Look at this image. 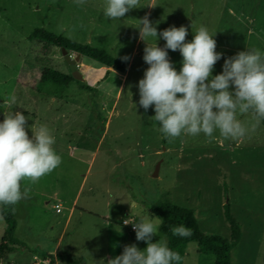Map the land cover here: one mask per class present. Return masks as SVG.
I'll return each mask as SVG.
<instances>
[{"label": "rangeland", "instance_id": "obj_1", "mask_svg": "<svg viewBox=\"0 0 264 264\" xmlns=\"http://www.w3.org/2000/svg\"><path fill=\"white\" fill-rule=\"evenodd\" d=\"M104 3L0 0V104L15 95L16 103L7 110L22 112L29 126L46 125L62 157L37 183L22 181V190L27 185L30 193L15 205L14 213L15 235L23 245L0 257V264H30L34 255L42 258L57 251L83 257L86 264H107L105 258L122 254L125 245L143 250L146 242L137 241L135 231L120 221L130 217L138 222L147 212L157 217L151 205L163 200L193 209L203 233L228 240L224 205L229 203L240 228L230 264H264V123L239 141H225L218 133L211 140L203 134L165 138L159 123L149 119L154 106L145 111L139 105L138 83L149 65L136 28L148 15L158 32L172 25L187 27L186 40L191 41V25L206 26L216 33V51L223 53L214 66L215 76L225 59L247 47L264 52V0H140V8L117 20L104 16ZM37 27L66 37L71 32V39L121 60L129 56L127 69L120 73L80 55L82 80L41 81L45 67L71 71L61 48L28 38ZM157 43L164 47L166 41L160 38ZM168 54L179 71L180 52L169 49ZM3 112L0 108V122ZM238 118L250 121L251 114ZM27 130L31 136V127ZM4 227L0 215V239ZM159 239L156 235L153 242ZM213 261V254L200 252L190 242L181 264ZM50 264L68 263L58 259Z\"/></svg>", "mask_w": 264, "mask_h": 264}, {"label": "clouds", "instance_id": "obj_2", "mask_svg": "<svg viewBox=\"0 0 264 264\" xmlns=\"http://www.w3.org/2000/svg\"><path fill=\"white\" fill-rule=\"evenodd\" d=\"M76 3L83 5L85 0ZM140 7V0H105L104 16L122 19ZM138 21L139 39L146 44L143 60L149 65L138 83L139 105L145 111L154 106L155 115L149 119L159 123L165 138L203 134L211 140L218 133L225 141H239L259 127L264 120V52L247 47L225 59L222 72L213 76L214 66L223 57L216 51V33H210L204 25L197 29L192 24L194 38L187 41L185 26L172 25L158 32L148 15ZM67 38H72L71 32ZM160 38L166 41L164 47L157 43ZM169 49L178 50L183 58L179 71L169 58ZM15 103V95H10L0 104L4 109L0 122V206L5 207L29 197L30 188L24 185L22 190V181L37 183L62 163L50 129L46 125L29 126V118L22 112L8 111ZM248 114L250 121L238 118ZM124 224H132L137 241L146 242L147 247L141 250L136 244L125 245L122 254L105 258L107 264H179L182 260L181 254L169 247L167 238L159 234L161 218L147 212L138 222L126 219ZM170 231L179 237L193 235V230L183 224L171 226ZM156 235L160 239L153 242ZM100 262L105 264V260Z\"/></svg>", "mask_w": 264, "mask_h": 264}, {"label": "trees", "instance_id": "obj_3", "mask_svg": "<svg viewBox=\"0 0 264 264\" xmlns=\"http://www.w3.org/2000/svg\"><path fill=\"white\" fill-rule=\"evenodd\" d=\"M28 38L30 40H41L59 48H66L99 63L101 66L116 70L120 73H125L127 69L126 61L112 56L107 51L94 47L88 43L69 39L63 34L54 33L44 27L33 29V31L28 34ZM40 79L41 81L55 84H68L76 80L71 74L49 67H45L42 70ZM84 87L90 88L89 85H84ZM262 122L264 123V120H262ZM14 210L15 206H0V215L5 222V227L0 239V257L7 252L17 249L18 246L23 245L22 241L15 235L16 218ZM151 210L157 217L163 220V224L159 228V231L167 237L169 247L179 252L182 257L185 253L186 245L190 242H195L200 252L214 255L213 264H230V252L240 239V228L230 211L229 203L224 205V216L229 223L230 240L218 234L203 233L196 220L194 211L191 208L180 206L169 200H163L156 204H152ZM181 224L190 227L193 230V235L190 237L174 236L170 231V227ZM56 255L60 261L68 264H86L83 257L72 253L57 251ZM51 256H53V254H51ZM181 261L179 264H181Z\"/></svg>", "mask_w": 264, "mask_h": 264}, {"label": "water", "instance_id": "obj_4", "mask_svg": "<svg viewBox=\"0 0 264 264\" xmlns=\"http://www.w3.org/2000/svg\"><path fill=\"white\" fill-rule=\"evenodd\" d=\"M61 52H62V55H63L65 61L69 65V69L71 71V76L74 79L82 80L83 76L77 68V60L79 59L80 54H77V55H75V57H72V55L68 52V49H66V48H61ZM158 165H159V163H157V167L155 169V175L157 174Z\"/></svg>", "mask_w": 264, "mask_h": 264}, {"label": "built area", "instance_id": "obj_5", "mask_svg": "<svg viewBox=\"0 0 264 264\" xmlns=\"http://www.w3.org/2000/svg\"><path fill=\"white\" fill-rule=\"evenodd\" d=\"M57 208H58L57 210H59V207H57ZM126 219H128V222L129 223L135 222L132 218L127 217V218L121 219L120 224L122 226L128 227L131 231H134L132 224H127V225L124 224V221ZM54 260L55 261L58 260L55 254L53 256H47V257H42V258H39L36 255H34L33 258H32V260H31V263L30 264H50V262L51 261H54ZM6 264H18V263L14 262V261H9Z\"/></svg>", "mask_w": 264, "mask_h": 264}, {"label": "crops", "instance_id": "obj_6", "mask_svg": "<svg viewBox=\"0 0 264 264\" xmlns=\"http://www.w3.org/2000/svg\"><path fill=\"white\" fill-rule=\"evenodd\" d=\"M74 204V202H73ZM74 212V206L72 205L71 208H70V212H69V215H71L72 213ZM69 217V216H68ZM57 245V243H56ZM56 254V252H53V255Z\"/></svg>", "mask_w": 264, "mask_h": 264}]
</instances>
